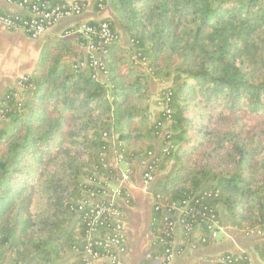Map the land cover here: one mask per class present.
Returning <instances> with one entry per match:
<instances>
[{
  "label": "trees",
  "instance_id": "1",
  "mask_svg": "<svg viewBox=\"0 0 264 264\" xmlns=\"http://www.w3.org/2000/svg\"><path fill=\"white\" fill-rule=\"evenodd\" d=\"M100 3L111 6L140 62L129 63L114 42L106 47L105 79H96L78 61L66 62L71 50L60 43L42 52L18 99L7 90L0 119V264H85L78 202L103 191L101 178H116L104 164L118 152L129 164L175 163L173 174L151 185L161 204L152 205L153 238L141 264L166 263L173 237L164 232V219L173 203L184 202L213 210L221 224L223 210L264 263V0ZM101 21L117 33L113 20ZM137 65L169 82L160 96L169 98L170 121L166 109L148 117L149 81ZM111 130L113 151L102 138ZM152 136L174 148L155 153ZM253 228L263 235L242 233ZM201 234L208 235L203 223L184 237L194 247L206 245L197 241ZM227 255L224 264H250L245 252L220 256Z\"/></svg>",
  "mask_w": 264,
  "mask_h": 264
},
{
  "label": "crops",
  "instance_id": "2",
  "mask_svg": "<svg viewBox=\"0 0 264 264\" xmlns=\"http://www.w3.org/2000/svg\"><path fill=\"white\" fill-rule=\"evenodd\" d=\"M72 2L73 0H61ZM85 8L80 15L65 17L49 28L38 38H31L23 31L8 30L0 22V102L3 100L7 90H21L19 82L27 75L31 74L39 65L42 52L53 49L60 43H64L70 50L65 61L72 63L75 61H84L88 50L83 42L75 35L66 34L65 30L75 24L89 21H101L104 19L113 20L117 25L118 43L121 46L122 53L126 56L129 63L136 60L134 46L129 35L117 24L116 15L109 4L102 7H96V0H84ZM0 10L4 13L22 12L23 10L16 4L9 3L7 0H0ZM97 57L105 59V55L97 54ZM135 57V58H134ZM137 71L144 73L148 80L151 81V73L142 65L135 66ZM105 79V76L102 77ZM152 82V81H151ZM162 82V81H161ZM158 82L159 88H151L152 95L157 96L156 106H159V92L169 86V82ZM165 84H167L165 86ZM150 85H153L151 83ZM112 134V133H111ZM113 138V135H112ZM114 140V139H113ZM152 149L155 153L162 152L164 149L163 140L160 137H151ZM111 150L115 142H111ZM111 161V160H110ZM109 161V162H110ZM125 162V161H124ZM114 164L111 161L110 165ZM130 166L132 173L128 180L120 184L127 199L118 198L117 202L125 211V223L127 233V253L121 257L118 264H141L143 260L149 258V246L153 235L150 231L152 219L153 195L151 189L146 187L143 182L144 166L140 163H120V171ZM119 169L116 170L119 174ZM175 171L173 160L165 162L162 168H158L155 173V180L163 179ZM117 185L112 184L114 189ZM181 210H176L174 219L178 220ZM222 225L224 230L220 232L214 240L209 241L206 245L191 246L184 237L183 230L179 222L176 225L172 238V255L164 264H212L213 259L221 254L241 253L248 254L250 264H264L254 250L253 243L243 237L240 232L235 231L230 225L229 219L221 212ZM163 259H153L152 264H163Z\"/></svg>",
  "mask_w": 264,
  "mask_h": 264
},
{
  "label": "built area",
  "instance_id": "3",
  "mask_svg": "<svg viewBox=\"0 0 264 264\" xmlns=\"http://www.w3.org/2000/svg\"><path fill=\"white\" fill-rule=\"evenodd\" d=\"M9 3L16 4L23 11L7 14H0V22L10 30L21 29L32 37H37L39 34L54 25L61 17L68 15H75L80 13L85 7L84 0H73L69 3L52 5L49 0H7ZM100 0V6H102ZM23 13L26 17H20L19 14ZM66 34L75 35L80 39L85 40L83 43L88 54L84 61L79 62L80 67H88L93 72V77L106 75L105 61L97 54H106V47L118 41V35L110 27L106 21H99L95 25L88 22L80 23L73 29L67 30ZM19 86L22 88V80ZM14 98H19V90H14ZM10 94H5L3 100L0 102V118L4 117L7 111L5 98H9ZM166 97L164 101V109H166V122L170 121V109L167 107ZM159 123L158 125H161ZM164 127V125H162ZM167 135L164 130L163 135ZM104 137L108 138L107 132L103 133ZM111 136V135H110ZM170 137V134L167 135ZM169 148H174L171 142H168ZM122 153H119L114 164L111 166L110 162L104 164L105 167L112 169H119V164L122 163ZM149 157H153V152H148ZM124 162V161H123ZM140 163L144 166L143 182L146 187L151 189V185L155 180L154 173L158 169L159 162L155 159L151 164L148 160H141ZM132 173L130 166L122 169L116 178H101L105 181L102 186L103 191L96 196H86L78 202V212H83L82 218L85 224V246H84V262L85 264H118L121 256L127 250V237L123 232V209L117 202L124 194L120 184L128 180ZM113 183L117 186L110 190L109 185ZM153 204L157 209L161 204L158 196H153ZM176 210H181L178 220L174 219ZM174 211V213H172ZM169 214L164 219V232L173 237L176 221L181 225L185 234L194 233L195 227L203 223L208 231V235L201 234L198 236L199 243H207L217 238L218 234L224 230L223 225L219 222L216 213L205 207L193 208L188 207V202L184 204H172L167 210ZM242 233L247 237H254L263 235L262 230L259 228L246 229ZM194 246V245H191ZM101 250H100V249ZM172 255V250L168 251L165 260H168ZM230 261V256H220L212 264H224Z\"/></svg>",
  "mask_w": 264,
  "mask_h": 264
},
{
  "label": "rangeland",
  "instance_id": "4",
  "mask_svg": "<svg viewBox=\"0 0 264 264\" xmlns=\"http://www.w3.org/2000/svg\"><path fill=\"white\" fill-rule=\"evenodd\" d=\"M66 3H69V2H66ZM85 8V7H84ZM84 10V9H83ZM83 10L80 12V13H78V14H75V15H80L82 12H83ZM75 15H68V16H63V17H61L57 22H59L61 19H63V18H65V17H70V16H75ZM56 22V23H57ZM55 23V24H56ZM54 24V25H55ZM80 24V23H79ZM54 25H52V26H54ZM76 25H78V24H75L74 26H71L70 28H67L66 30H65V33H66V31L67 30H70V29H73L74 27H76ZM5 27H6V25H4ZM51 26V27H52ZM51 27H49V28H51ZM7 28V27H6ZM48 28V29H49ZM8 29V28H7ZM47 29V30H48ZM8 30H10V29H8ZM47 30H45L44 32H42L41 34H39L37 37H32V36H30L29 34V37H31V38H38V37H40L42 34H44ZM12 31H23V32H25L24 30H21V29H13ZM26 33V32H25ZM27 34V33H26ZM136 57V56H135ZM134 57V58H135ZM140 61H135V64H137V63H139ZM79 64V63H78ZM86 68V67H85ZM152 75V74H151ZM102 77L103 76H99V77H97L96 79H102ZM149 81V80H148ZM152 81V82H151ZM151 81H149V91H150V93H151V96H154V95H152V90H151V88H154V90L155 89H157V88H159L158 87V85H156V87L154 86V84H157L158 82H161V80H159L157 77H155V76H153L152 75V77H151ZM162 82H166V81H162ZM161 82V83H162ZM151 83H153V85H150ZM167 84H165V86H166ZM165 89V88H164ZM160 93H161V90H160V92H159V94H158V96L160 97L159 99V106H157V107H163L164 106V101L161 99V96H160ZM151 96H150V98H151ZM156 99H158V97L157 96H154ZM149 104H150V99H149ZM153 104L155 105V104H157V101H153ZM156 106V105H155ZM163 109H164V107H163ZM157 112V111H156ZM155 112V113H156ZM150 114V113H149ZM149 118H150V115H149ZM1 119V118H0ZM111 133H114L113 132V130H111L108 134H109V137L108 138H106V137H104V135L102 134V138L103 139H105L106 141H108L109 143H110V145H111V142H114V140H113V138H112V134ZM110 134H111V136H110ZM163 146H164V149H163V151L166 149H168V147L167 146H165L164 144H163ZM111 147V146H110ZM119 155V152L117 153V154H115L114 156H112V158H110V160L111 161H113V162H115V160L117 159V156ZM122 156V163H124L125 164V162H123V161H125V157L123 156V155H121ZM111 161H110V163H111ZM113 183H111L110 185H109V189L110 190H112L111 189V185H112ZM121 198H125V199H127V197H126V195L125 194H123V196L121 197ZM122 209H123V207H122ZM224 227V226H223ZM123 232L125 233V235H126V237H127V233H126V223H125V211H124V209H123ZM128 238V237H127ZM127 243H128V239H127ZM127 246V245H126ZM127 250H128V248H127ZM127 250H126V253H127ZM125 253V254H126ZM125 254H123L122 256H124ZM121 256V257H122Z\"/></svg>",
  "mask_w": 264,
  "mask_h": 264
},
{
  "label": "water",
  "instance_id": "5",
  "mask_svg": "<svg viewBox=\"0 0 264 264\" xmlns=\"http://www.w3.org/2000/svg\"><path fill=\"white\" fill-rule=\"evenodd\" d=\"M156 98L154 96H151L150 98V104H149V115H150V119L151 120H154L155 119V116H156V111H162L163 110V107H157L153 104V101L155 100ZM149 117V116H148Z\"/></svg>",
  "mask_w": 264,
  "mask_h": 264
}]
</instances>
